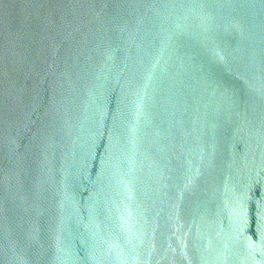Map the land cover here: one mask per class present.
I'll use <instances>...</instances> for the list:
<instances>
[{"label":"water","instance_id":"obj_1","mask_svg":"<svg viewBox=\"0 0 264 264\" xmlns=\"http://www.w3.org/2000/svg\"><path fill=\"white\" fill-rule=\"evenodd\" d=\"M0 264H264V0H0Z\"/></svg>","mask_w":264,"mask_h":264}]
</instances>
